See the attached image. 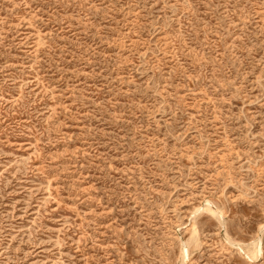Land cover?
Segmentation results:
<instances>
[{"label": "rangeland", "instance_id": "obj_1", "mask_svg": "<svg viewBox=\"0 0 264 264\" xmlns=\"http://www.w3.org/2000/svg\"><path fill=\"white\" fill-rule=\"evenodd\" d=\"M0 264H264V0H0Z\"/></svg>", "mask_w": 264, "mask_h": 264}, {"label": "bare ground", "instance_id": "obj_2", "mask_svg": "<svg viewBox=\"0 0 264 264\" xmlns=\"http://www.w3.org/2000/svg\"><path fill=\"white\" fill-rule=\"evenodd\" d=\"M231 143V142H230ZM206 208L207 209H209L210 211H212L216 216H218L219 218H220V220H221V222H223V220H222V215H221V213L218 211V210H216V209H213V207H212V205H208L207 204V206H206ZM178 212V211H177ZM218 220V219H217ZM218 224V223H217ZM263 227V226H262ZM232 236V235H231ZM195 238H196V234H195V232L193 233V235H192V239L191 240H195ZM190 242V241H189ZM195 242V241H194ZM234 243V242H233ZM260 251H261V242L259 241H257V242H255V249H254V252L252 253V254H249V256L250 257H256V256H258L259 255V253H260ZM242 254V253H241ZM122 258V257H121Z\"/></svg>", "mask_w": 264, "mask_h": 264}]
</instances>
